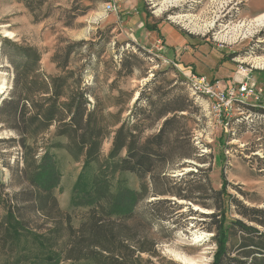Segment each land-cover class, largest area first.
Here are the masks:
<instances>
[{
    "label": "rangeland",
    "instance_id": "obj_1",
    "mask_svg": "<svg viewBox=\"0 0 264 264\" xmlns=\"http://www.w3.org/2000/svg\"><path fill=\"white\" fill-rule=\"evenodd\" d=\"M105 1L46 0L42 5L32 4L29 8L24 0H0V37L35 47L41 53L40 72L46 75L60 72L54 60L62 61L66 48L71 47L69 68L83 69L84 83L94 89L90 106L108 115H119L130 126L138 124L144 136L156 133L163 120L154 121L155 112L149 110L148 119L141 118L134 123L131 116L135 106L143 110L154 108L148 107L146 97L137 102L142 91L155 104L164 99L169 107L179 104L186 107V111L176 112L184 119L179 120L176 128L177 147L164 173L154 180L146 176L143 181L131 173L119 176L124 180L123 195L140 191L141 183H146V193L136 206L138 213H150L151 209L146 207L154 200H171L153 208L151 213L160 219H154L150 229L144 218H139L138 224L127 221V225L137 229L135 240H139V244L144 240L153 243L150 252L133 251L136 261L132 264H212L216 251L213 230L222 212L217 206L225 203L219 202L209 188L220 191L225 182V202L228 196L234 201H228V219L242 220L264 234V227L239 215L236 205L237 202L248 209L264 210V25L255 27L251 23L264 14V0H177L176 3L141 0L143 17L142 12L137 15L133 10H124L121 7L124 0L119 1L115 12H106ZM138 18H142L144 27L142 33L135 34L132 22ZM212 21L214 26L207 27ZM157 25L170 26L187 41V48L177 62L189 60L186 65L192 64L195 73L223 83L231 80L236 83L242 74H248L255 83L259 101L256 104L235 102L219 117L205 98L193 94L182 84L184 76L167 59L175 55L165 52L163 41L154 44L148 39L146 30ZM149 31L160 36L156 30ZM9 54H13L11 49L0 41V108L3 101L13 95L14 69L7 57ZM241 65L246 73L240 70ZM107 123L111 125V117ZM118 126L108 128L101 146L103 157L110 150ZM54 130L55 124L43 134L28 139L30 149L26 157L33 167L49 149L46 162L54 165L53 195L60 209L72 215L73 226L78 229L86 216V208L78 205L82 196L74 189L82 161L75 162L64 150L50 147L59 140L54 137ZM17 140L11 123L0 116L2 194L29 187L22 173L25 151ZM193 151L195 158L177 157ZM160 192L180 193L203 205L169 195L154 196ZM1 207L0 201V216ZM21 210L29 227L49 225L48 217L34 212L27 203H22ZM241 235L238 232L228 243L230 257L257 252L256 247L240 249L238 237Z\"/></svg>",
    "mask_w": 264,
    "mask_h": 264
},
{
    "label": "trees",
    "instance_id": "obj_2",
    "mask_svg": "<svg viewBox=\"0 0 264 264\" xmlns=\"http://www.w3.org/2000/svg\"><path fill=\"white\" fill-rule=\"evenodd\" d=\"M45 1L24 0L29 8L32 4L42 5ZM148 29L159 32L152 26ZM0 41L4 47L11 49L13 54L7 57L14 69L13 95L3 101L0 116L11 123V128L18 135L17 143L25 151L22 173L29 186L11 194H2L0 189V264H132V261H136L133 260V251L150 252L153 243L144 240L139 244V240H135L137 229L127 225V221L138 224L139 218H144L149 228L154 219H160L151 213L153 208L171 200H154L146 207L151 209L150 213H138L136 206L141 195L146 193V183H141L140 191L123 195L124 180L119 176L131 173L143 181L146 176L154 180L155 176L164 173L174 158L173 149L177 147L176 128L179 120L184 119L176 112H184L186 107L180 104L169 107L164 99L155 104L142 91L137 102L146 97L148 107L154 108L143 110L135 106L131 116L134 123L141 118L148 119L146 113L149 110L155 112L154 121L163 120L156 133L144 136L138 124L130 126L119 115H108L102 109L90 106L94 89L84 83L83 69L75 71L69 68V57L73 53L71 47L66 48L62 61L54 60L60 72L46 75L40 72L41 53L35 47L20 45L7 38L0 37ZM181 81L189 89L186 79ZM108 117L112 118L111 125L107 123ZM53 124L54 137L59 140L50 147L64 150L75 162L82 161L74 189L82 196L78 205L86 208V216L78 229L73 226L72 215L60 209L53 195L54 165L51 161L46 162L49 149L38 163L34 162L36 165L33 167L26 157L30 149L28 139L43 134ZM116 125L119 126L114 132L110 150L103 157V140L107 137L109 126ZM194 153L177 157L195 158ZM223 185L220 191L208 189L215 193L219 202L225 203L223 206L218 203L220 206H217L222 212L221 220L213 230L216 251L212 264H264V234L254 225H247L239 219H228L226 211L231 199L228 196L225 202ZM157 195L174 196L203 205L180 193L160 192L154 196ZM22 203L48 217L49 225L45 228L29 227L21 210ZM236 205L239 206V215L264 227V210L248 209L237 202ZM238 232L242 234L241 239L238 237L240 249L256 247L257 252L249 251L243 256L230 257L227 246Z\"/></svg>",
    "mask_w": 264,
    "mask_h": 264
},
{
    "label": "built area",
    "instance_id": "obj_3",
    "mask_svg": "<svg viewBox=\"0 0 264 264\" xmlns=\"http://www.w3.org/2000/svg\"><path fill=\"white\" fill-rule=\"evenodd\" d=\"M120 0H106L104 10L106 12H115ZM158 47V46H157ZM161 49V46L158 47ZM172 66L184 76L193 94L202 96L208 102L210 108L218 114L232 107L233 103L259 101V96L255 83L249 78L248 74H242L243 80L238 83H223L220 80H211L203 75L194 73L190 68L181 67L175 61H170ZM243 71L242 65L239 67Z\"/></svg>",
    "mask_w": 264,
    "mask_h": 264
},
{
    "label": "crops",
    "instance_id": "obj_4",
    "mask_svg": "<svg viewBox=\"0 0 264 264\" xmlns=\"http://www.w3.org/2000/svg\"><path fill=\"white\" fill-rule=\"evenodd\" d=\"M121 7H123L124 10H133L134 12H136L137 15H139L140 12H142V15H141L142 17L144 15L143 10H142L143 7H142L141 0H124L121 4ZM134 15H135V13H134ZM141 19L142 18H138L136 22H132V24H133L132 31L135 34H137L138 32L142 33V29H143L144 25H143V22ZM157 29L159 30L160 36H158V34L156 32L149 31V30H146L144 28V30H146V34H147L146 36L148 37V39L153 41L154 44L156 42L162 43V41H163V43H164L163 48H164V50L165 49L167 50L165 52H167L169 55H170V53H172V55H175L174 58L172 57V58H167V59L169 61L177 62L176 59H178L180 57L179 55L182 53L183 49L187 48V47H185L187 41L184 39V37L180 33L176 32L174 29H172L168 25H157ZM150 46H153V44L151 43ZM161 48H162V46H161ZM184 55H186V54H184ZM184 55L182 56L183 58L185 57ZM186 62L190 63L189 60L182 61V63H180V62H177V63L181 67L190 68L195 73V71L192 68L193 65L192 64L186 65ZM198 75H200V74H198ZM240 78H241V76H240ZM240 78H239V80L242 81L243 77L241 79ZM234 81L235 80H231L230 82L228 81L227 83H235ZM240 81H238V82H240ZM238 82L236 81V83H238Z\"/></svg>",
    "mask_w": 264,
    "mask_h": 264
},
{
    "label": "bare ground",
    "instance_id": "obj_5",
    "mask_svg": "<svg viewBox=\"0 0 264 264\" xmlns=\"http://www.w3.org/2000/svg\"><path fill=\"white\" fill-rule=\"evenodd\" d=\"M172 2L176 3L177 0H171L170 3H172ZM156 12H159V9ZM251 23H253L255 27L264 25V14L259 16V17H257L256 19H254ZM212 26H214V21L210 22L207 27H212Z\"/></svg>",
    "mask_w": 264,
    "mask_h": 264
}]
</instances>
